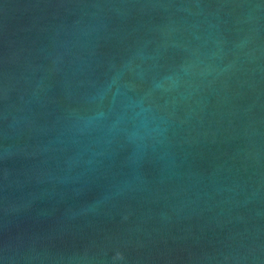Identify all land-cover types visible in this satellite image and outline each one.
Listing matches in <instances>:
<instances>
[{
    "label": "water",
    "instance_id": "water-1",
    "mask_svg": "<svg viewBox=\"0 0 264 264\" xmlns=\"http://www.w3.org/2000/svg\"><path fill=\"white\" fill-rule=\"evenodd\" d=\"M0 264H264V0H0Z\"/></svg>",
    "mask_w": 264,
    "mask_h": 264
}]
</instances>
